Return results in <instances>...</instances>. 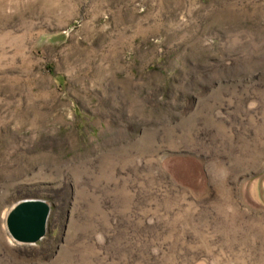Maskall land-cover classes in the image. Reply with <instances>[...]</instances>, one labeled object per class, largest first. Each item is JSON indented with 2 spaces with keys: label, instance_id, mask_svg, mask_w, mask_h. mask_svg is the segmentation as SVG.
<instances>
[{
  "label": "rangeland",
  "instance_id": "374dc122",
  "mask_svg": "<svg viewBox=\"0 0 264 264\" xmlns=\"http://www.w3.org/2000/svg\"><path fill=\"white\" fill-rule=\"evenodd\" d=\"M0 264H264V0H0Z\"/></svg>",
  "mask_w": 264,
  "mask_h": 264
},
{
  "label": "water",
  "instance_id": "95a60500",
  "mask_svg": "<svg viewBox=\"0 0 264 264\" xmlns=\"http://www.w3.org/2000/svg\"><path fill=\"white\" fill-rule=\"evenodd\" d=\"M51 206L43 200L28 199L16 205L7 219L12 238L20 243L36 244L48 232Z\"/></svg>",
  "mask_w": 264,
  "mask_h": 264
}]
</instances>
